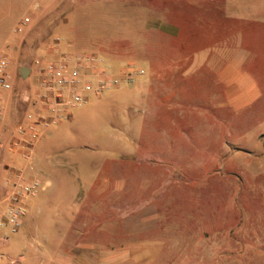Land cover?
<instances>
[{"label": "rangeland", "instance_id": "rangeland-1", "mask_svg": "<svg viewBox=\"0 0 264 264\" xmlns=\"http://www.w3.org/2000/svg\"><path fill=\"white\" fill-rule=\"evenodd\" d=\"M83 4L0 1V56L11 62L18 97L35 85V77L23 79L20 68H34L37 61L89 53L118 72L147 62L151 46L164 54L169 40L143 33L139 26L146 20L130 17L133 9L116 13L111 5L101 12L100 2ZM25 18L30 26L19 34ZM218 38L192 33L171 42ZM74 39L80 49L73 48ZM253 50L247 53L253 60L264 53ZM229 54L214 52L203 68L198 66L207 59L199 55L189 76H169L150 91L152 98L147 92L137 97V83L71 109L36 149L41 174L30 176L28 168L27 178L41 183L29 215L38 203L46 210L17 234L3 231L0 251L8 263L26 264L25 254L33 252L42 258L29 264H50L59 251L86 247L92 264H103L100 251L127 254L107 264H264V60L248 66L262 91L256 102L228 112L217 107L219 101L202 99L216 85L213 67ZM12 158L26 165L18 156L5 159ZM54 230L68 240L45 241ZM139 249L150 257L135 258Z\"/></svg>", "mask_w": 264, "mask_h": 264}, {"label": "crops", "instance_id": "crops-1", "mask_svg": "<svg viewBox=\"0 0 264 264\" xmlns=\"http://www.w3.org/2000/svg\"><path fill=\"white\" fill-rule=\"evenodd\" d=\"M28 1L2 0L4 3H27ZM68 1L77 3L81 0ZM90 1L100 2L102 4L101 12L106 11V8H110L111 5L115 7L114 12L116 13L124 12L125 9H128V11L133 9L130 17L136 20H146L139 26L143 33L149 35L162 34L166 40H169L163 45L164 54L162 56L160 54L161 49L151 46L147 62L134 63L138 68L145 71L143 76L145 78L140 77L135 83L139 84L138 92L140 93H136L137 97H140L143 92H147L149 97L152 98L154 95L150 91L162 85L163 80L166 83L169 76H175L178 73H181L183 77L189 76V73L194 70L193 67L196 68L200 64L199 60L194 58L204 54V59L207 60L205 59L206 61H202V65L198 66L203 68L208 63L207 61L211 60L212 54L218 52V50L231 52V55H225L224 57H227V60L219 61L213 67L212 73L216 85L209 92L210 95L208 97L203 96L202 99L209 98L214 102L219 101L216 104H218L217 107L219 106L220 110L239 112L261 97L262 91L259 80L248 66L259 65L258 61L260 59L264 60V53L256 57L258 60L249 58L247 53L254 51L253 49L264 52V0H84L83 5ZM207 4H212L211 8ZM192 33L196 35H217L220 38L212 42H171L172 39L178 36L182 37ZM73 43V48L80 49L76 39L73 40ZM254 44H261L262 46H255ZM194 62L197 65H193ZM36 93L37 89L34 85L30 94L34 97ZM150 98L149 102L152 104ZM5 108L6 117L0 125V134L3 136L5 143H8L12 138L13 130L19 121H26L27 116L37 117L42 113L39 106L25 103L21 98H16L12 94H6ZM159 112L162 113L163 111ZM83 149L87 150L86 147ZM9 155L18 156L7 147L0 153V196L7 191L6 179L9 176V170L22 167L20 162L15 161L13 158L7 161L5 158ZM39 162L40 160L36 159L35 166ZM38 170L37 166V169L34 168L30 172V176H33L34 173L35 175L41 174ZM74 203L76 204L75 201ZM35 208L36 214L28 215L25 221L26 226L31 219H37L38 222L42 211L46 210L45 205L39 203ZM69 208L68 206L67 209ZM50 232L48 238L44 236V240L47 242L68 240V235L64 233L58 232L55 234V230ZM85 249L86 247L78 250L59 251L53 257L51 256L50 264H92L85 259ZM135 253V258L150 257L148 255L149 251L145 249H139ZM126 255L119 252L113 254L112 252L100 251L98 258L100 261L104 260L103 264H107L109 258L118 261L119 259L123 260ZM38 258H42V256L38 257L37 254L29 252L25 254L24 261L29 264L30 260ZM77 259L81 261L77 262ZM8 260H10V257L0 251V264H9Z\"/></svg>", "mask_w": 264, "mask_h": 264}, {"label": "built area", "instance_id": "built-area-1", "mask_svg": "<svg viewBox=\"0 0 264 264\" xmlns=\"http://www.w3.org/2000/svg\"><path fill=\"white\" fill-rule=\"evenodd\" d=\"M30 23V18H25L17 28V33H24ZM56 41L55 46L60 40ZM10 66L9 58L0 56V125L6 117V94L39 106L44 114L41 113L37 117L30 115L26 121H19L8 143H5L0 134V153L7 147L26 161L24 167L9 170L6 179L7 191L0 196L1 240H4L3 236L6 237L2 235L4 230L12 234L20 232L29 215L30 200L40 195L41 183L36 179L30 181L27 172L28 168L33 170L36 149L47 132L67 120L71 109L85 105L90 96L101 97L123 86L134 85L145 75V71L135 64L126 65L114 72L98 55L64 54L57 60L37 61L35 67L30 68V76L35 77L36 95L33 97L28 93L18 97Z\"/></svg>", "mask_w": 264, "mask_h": 264}, {"label": "water", "instance_id": "water-1", "mask_svg": "<svg viewBox=\"0 0 264 264\" xmlns=\"http://www.w3.org/2000/svg\"><path fill=\"white\" fill-rule=\"evenodd\" d=\"M20 74L23 79H26L27 76L31 75V69L30 68H20Z\"/></svg>", "mask_w": 264, "mask_h": 264}, {"label": "trees", "instance_id": "trees-1", "mask_svg": "<svg viewBox=\"0 0 264 264\" xmlns=\"http://www.w3.org/2000/svg\"><path fill=\"white\" fill-rule=\"evenodd\" d=\"M31 92V91H30Z\"/></svg>", "mask_w": 264, "mask_h": 264}]
</instances>
